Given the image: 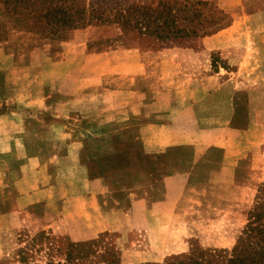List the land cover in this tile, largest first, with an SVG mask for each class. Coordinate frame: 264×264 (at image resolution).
<instances>
[{
  "label": "rangeland",
  "instance_id": "374dc122",
  "mask_svg": "<svg viewBox=\"0 0 264 264\" xmlns=\"http://www.w3.org/2000/svg\"><path fill=\"white\" fill-rule=\"evenodd\" d=\"M78 1L87 6L88 15L99 8L109 21L94 18L91 25L54 34L51 15L37 13L49 12L51 0H0V114L17 113L9 125L0 124V136L22 137L25 147L4 152L7 145L0 142V264H165L197 245L229 255L238 241L253 243L258 234L249 236V225L264 223V207L262 222L249 213L264 183V140L254 172L233 177L219 168L209 174L208 184L186 189L172 216L159 215L163 180L171 172L166 155L172 148L159 153L160 144L145 142V136L158 135V130L144 131L142 115L131 118L130 126L115 127L110 112L96 109L102 62L86 60V55L109 49L112 40L140 51L169 48L199 73L217 71L229 78L248 54L256 58L251 68L264 76V0ZM142 7L152 16H141ZM158 13L162 17L154 21ZM128 14L124 36L89 40L85 52L78 46L87 41L90 27L121 28L116 22ZM144 18H150V29L160 26V35L170 38L157 41L156 34H144ZM232 24L247 46L205 47L204 38ZM68 41L75 48L64 49ZM38 55L44 62L65 60L66 65L41 72ZM62 67L70 75L60 79ZM80 74L90 80H77ZM251 76L253 84L262 81ZM105 77L103 82L111 86L109 74ZM225 83L221 93L234 97L232 123L245 124L246 93L233 90L232 81ZM75 88L92 93L87 105L65 104L63 93ZM228 107L225 98L217 112L220 123L231 117ZM118 123L128 122L120 117ZM23 149L46 168L28 162ZM23 162L30 163L27 169L20 168ZM201 164L198 168L205 166Z\"/></svg>",
  "mask_w": 264,
  "mask_h": 264
},
{
  "label": "crops",
  "instance_id": "0c3cea01",
  "mask_svg": "<svg viewBox=\"0 0 264 264\" xmlns=\"http://www.w3.org/2000/svg\"><path fill=\"white\" fill-rule=\"evenodd\" d=\"M236 30L237 25L232 24L204 38L205 47L209 50H220L237 44L247 46L246 37ZM121 34L122 29L117 25L90 27L86 31L87 41L78 43V46H82V51L85 52L89 40L115 39ZM112 41L114 43L109 49L97 50L86 55V60L102 62L101 67H98L102 71L97 83L102 90L96 89L97 94L94 96L96 109L99 112H110L111 122H115L112 126L115 127L130 126L131 118L142 115L143 123L139 126L144 131L158 130V135L145 136V142L160 144L157 151L159 153L172 148L166 155L169 160L171 159L169 162L171 172L165 174L163 180L165 193L164 198L158 203V208H161L159 215L172 216L186 189L197 183L208 184L211 182L209 174L219 168L218 171L222 173L228 171L227 174L233 177L238 176L241 171H244L245 175L254 172L264 140V76L261 70L251 68L254 61L256 63V58L253 59L247 54L241 61L239 70L232 72L234 77L223 78L225 76L223 72L203 74L194 67H188L187 61L173 49L166 48L157 52L140 51L128 48L119 40ZM68 45L75 46L73 42H64V49ZM40 58L42 59L40 65L43 67L41 72L49 73L52 69L57 70L58 65H66L65 60L44 62V58ZM46 59L48 60V57ZM61 73L62 75L58 77L60 79L70 75L63 71V67ZM251 73L262 77V81L253 84L250 79ZM108 74L111 86L103 82ZM40 76L38 75V78ZM77 80L87 82L90 78L80 74ZM230 81L233 83V90L246 93L245 124L232 123V115L236 111L232 102L234 97L220 91L226 85L225 82ZM87 86L82 85L84 88ZM81 88L65 91L63 94L68 97L65 104L87 105V96L92 93H85ZM225 98L230 103L228 110L232 111V114L225 123H220L217 112L220 111ZM43 100L46 101V98ZM57 107L58 104L55 108ZM16 114L13 110L3 112L0 114V124L9 125L12 121L10 118ZM120 117L128 123L119 124ZM0 142L7 145L4 152L14 150L16 145L25 148L22 137L0 136ZM215 151L222 154L214 153ZM26 152L27 150L23 149L28 162L34 161L36 167L46 168V164L40 162L39 158L26 157L28 156ZM200 164L205 166L198 168ZM29 165L30 163L23 162L20 168L24 170ZM196 176L201 178L196 179Z\"/></svg>",
  "mask_w": 264,
  "mask_h": 264
},
{
  "label": "trees",
  "instance_id": "16d2710c",
  "mask_svg": "<svg viewBox=\"0 0 264 264\" xmlns=\"http://www.w3.org/2000/svg\"><path fill=\"white\" fill-rule=\"evenodd\" d=\"M51 3L52 7L49 9V12H46L45 14L37 12L39 14L37 15L38 17H49L51 15L53 21V23L51 24V32H53L54 34L63 33L67 30L71 31L72 29L86 27L87 25H91V21L94 18H97L100 21H109V19L104 17V11L101 12V9L99 10V8H95L94 12H90V15H88L87 6L84 5L81 7L78 0H51ZM138 10L140 13H142L141 16L143 17L152 16L150 10H147V12H145L143 7L139 8ZM31 13H33V11H31L30 14ZM37 15L33 14L34 17H37ZM161 15L162 13H158L157 16H155L154 21L161 19ZM123 18L126 19L120 21L122 23L116 22V24H118L122 29V36H124V33H127V28L129 26L128 20H130L129 14L128 17H125V15H123ZM146 19H148V21L146 22V26H144V29L146 31L143 32L144 34H156L157 41L164 40L163 38H170L169 36L164 37L160 35L164 32L163 30L162 32H158V29L161 28L160 26H158L157 29L154 30L150 29L151 20L150 18H144V20ZM263 190L264 183L258 190L255 208L252 211H249L252 216L256 217V221L258 222H262L261 220L263 219L262 212L260 211V209L264 207ZM263 224L264 223H260L257 226H253L252 224H250L248 235L251 236V233L255 231L258 234L257 239L251 244H244L243 242L240 243L238 241V244L234 247L233 251L229 255L224 249H203L202 247L197 245L192 247V249H190L187 254L178 255L165 264H264ZM241 240L243 241V238H241ZM71 258V255L68 254L67 260Z\"/></svg>",
  "mask_w": 264,
  "mask_h": 264
}]
</instances>
